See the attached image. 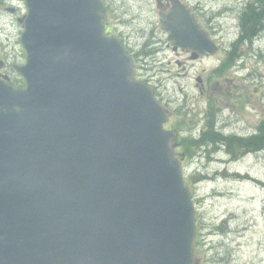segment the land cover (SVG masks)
<instances>
[{
	"label": "water",
	"instance_id": "1",
	"mask_svg": "<svg viewBox=\"0 0 264 264\" xmlns=\"http://www.w3.org/2000/svg\"><path fill=\"white\" fill-rule=\"evenodd\" d=\"M26 89L0 79V264H194L177 134L101 0H25ZM175 46L216 44L173 0Z\"/></svg>",
	"mask_w": 264,
	"mask_h": 264
},
{
	"label": "rangeland",
	"instance_id": "2",
	"mask_svg": "<svg viewBox=\"0 0 264 264\" xmlns=\"http://www.w3.org/2000/svg\"><path fill=\"white\" fill-rule=\"evenodd\" d=\"M5 1L8 7L26 11L24 0ZM183 1L222 46L214 56L190 63L193 68L187 75L177 76L175 63L168 65L176 55L166 47L156 0H110L113 9L106 21L114 34H123L135 45L141 59L137 76L149 78L147 74L154 75L152 68L160 71L153 82L161 79L160 96L165 103L173 104V108L166 105L170 119L187 144L183 172L196 207L201 252L197 262L264 264V148L248 152L245 144L259 128L264 130V30L253 43L235 44L231 49L236 56L227 52L241 38L242 11L256 0ZM22 31L15 17L0 15V57L9 55L17 64L25 61ZM152 37L162 40L156 57H161V63L153 60L150 64L151 58L148 63L144 59L154 52L144 47ZM198 76L212 78L206 95H200ZM180 111L186 114L180 115ZM184 119L189 124L182 126ZM213 129L224 136H243L244 140L240 146L226 148L192 144L193 139ZM234 154L239 157L233 158Z\"/></svg>",
	"mask_w": 264,
	"mask_h": 264
},
{
	"label": "trees",
	"instance_id": "3",
	"mask_svg": "<svg viewBox=\"0 0 264 264\" xmlns=\"http://www.w3.org/2000/svg\"><path fill=\"white\" fill-rule=\"evenodd\" d=\"M242 35L241 41L244 38H249L250 41L253 40V37L258 35L262 28H264V0H259L255 5H251L248 7L244 15L242 16ZM231 56H236L234 52L231 53ZM16 87H24L25 81L22 78H16L12 82ZM261 134L258 136H254L245 144L248 146L250 150H258L264 148V130L261 128ZM210 137L206 134H203V139L197 142L199 146H205L206 144H218L227 145L228 147L231 146L230 139L227 137L222 136L216 132H211ZM218 138L217 140H215ZM196 143L192 141V144ZM236 145L239 146L241 143L236 141Z\"/></svg>",
	"mask_w": 264,
	"mask_h": 264
},
{
	"label": "flooded vegetation",
	"instance_id": "4",
	"mask_svg": "<svg viewBox=\"0 0 264 264\" xmlns=\"http://www.w3.org/2000/svg\"><path fill=\"white\" fill-rule=\"evenodd\" d=\"M182 1V0H181ZM105 4L107 5L108 8L113 9V3L110 2V0H104ZM183 2V1H182ZM1 3V8L4 9L6 6V1L5 0H0ZM161 7L163 8V11L168 12L170 11V9L172 8V1L171 0H162V2L160 3ZM186 5H188L186 3ZM189 8V7H188ZM191 10V9H190ZM194 18L197 20V18L195 17V14L193 12V10H191ZM201 24V23H200ZM202 28L207 31V29L204 28V26L201 24ZM121 41L123 42V44L125 45L126 49L130 52V54H132V56H134L136 54V49H135V45L133 44L132 40L124 37L123 35H119ZM166 46L168 48H171L172 51L177 55L176 59L174 60L175 65L179 68V70L183 73H177L178 75L184 74L186 75L188 70L191 68L190 66V61L189 60H194V58H196L197 60L203 58V57H208L207 54L205 55H196L192 52H189L187 50L184 49H179V48H175L174 46H171V44L169 43V41L167 40L166 42ZM157 56L153 57L156 58ZM181 58H184V60H182ZM160 57H158V59L156 58V60L159 61ZM4 61V60H2ZM134 61H135V57H134ZM169 65H172V62L169 61ZM1 67H2V71L3 72H7V73H11L12 70H10L8 64L4 61L1 63ZM171 72V71H168ZM198 79H202L201 83L197 84V87H199V91L201 95H204L207 93L208 89L210 86H212V79H204L203 77L199 76ZM154 77L153 75L150 76L149 79H147L146 81L148 82V84H150V86L153 88V90L155 92H157L159 94V87H157L154 83H153ZM210 82V83H208ZM229 83H231V79L228 80ZM242 138H244L243 136H241Z\"/></svg>",
	"mask_w": 264,
	"mask_h": 264
},
{
	"label": "bare ground",
	"instance_id": "5",
	"mask_svg": "<svg viewBox=\"0 0 264 264\" xmlns=\"http://www.w3.org/2000/svg\"><path fill=\"white\" fill-rule=\"evenodd\" d=\"M264 30V28H262V30L260 32H262ZM218 138H216L215 140H217ZM216 144V143H215ZM221 143L216 144L217 146H220Z\"/></svg>",
	"mask_w": 264,
	"mask_h": 264
}]
</instances>
